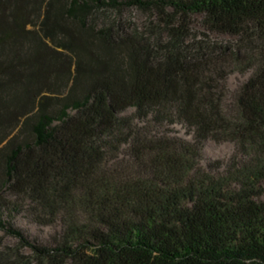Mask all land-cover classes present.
Here are the masks:
<instances>
[{
    "label": "trees",
    "instance_id": "trees-1",
    "mask_svg": "<svg viewBox=\"0 0 264 264\" xmlns=\"http://www.w3.org/2000/svg\"><path fill=\"white\" fill-rule=\"evenodd\" d=\"M0 230V264H264V0H0Z\"/></svg>",
    "mask_w": 264,
    "mask_h": 264
},
{
    "label": "rangeland",
    "instance_id": "rangeland-1",
    "mask_svg": "<svg viewBox=\"0 0 264 264\" xmlns=\"http://www.w3.org/2000/svg\"><path fill=\"white\" fill-rule=\"evenodd\" d=\"M111 12H109L110 14ZM124 19L127 21L132 22V25H146L150 18L149 14L135 8L127 9L124 12ZM202 26L200 24V19H198L196 24V30H201ZM213 39L216 41H234L235 37L230 36L228 34L223 35H213ZM250 76V71L242 72V71H232L228 76V86L230 89V95L232 97V93H235L239 87L248 79ZM231 101V100H230ZM176 129L179 131L180 134L186 132V129L181 125H176ZM190 137L189 134H186ZM203 163H207L212 160H222L227 161L229 158L234 154L236 151V144L232 140H223L217 141L212 138L206 140L203 149ZM17 223L23 227L33 238L39 240H48L50 236L55 233L56 230L60 229V225H38L35 222L28 220L26 217L19 215L16 219ZM0 234H4V231L0 230ZM17 241L16 237L7 236L6 242L14 244Z\"/></svg>",
    "mask_w": 264,
    "mask_h": 264
}]
</instances>
